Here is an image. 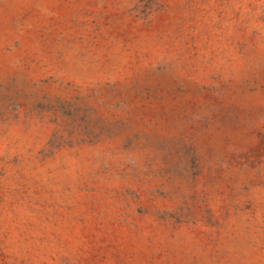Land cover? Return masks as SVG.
<instances>
[{"label":"rangeland","instance_id":"obj_1","mask_svg":"<svg viewBox=\"0 0 264 264\" xmlns=\"http://www.w3.org/2000/svg\"><path fill=\"white\" fill-rule=\"evenodd\" d=\"M0 264H264V0H0Z\"/></svg>","mask_w":264,"mask_h":264}]
</instances>
